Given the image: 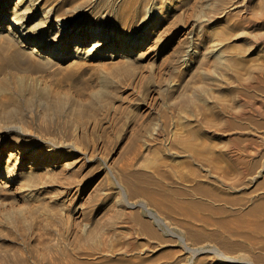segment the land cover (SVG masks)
I'll use <instances>...</instances> for the list:
<instances>
[{
    "label": "rangeland",
    "instance_id": "rangeland-1",
    "mask_svg": "<svg viewBox=\"0 0 264 264\" xmlns=\"http://www.w3.org/2000/svg\"><path fill=\"white\" fill-rule=\"evenodd\" d=\"M2 79L0 264H260L178 205L264 199V0H0Z\"/></svg>",
    "mask_w": 264,
    "mask_h": 264
},
{
    "label": "bare ground",
    "instance_id": "bare-ground-1",
    "mask_svg": "<svg viewBox=\"0 0 264 264\" xmlns=\"http://www.w3.org/2000/svg\"><path fill=\"white\" fill-rule=\"evenodd\" d=\"M15 24V22H12ZM78 40L85 38L83 35H78ZM109 36L106 33H101L97 39H95L94 45L98 49L106 44ZM133 41V40H132ZM143 43L140 40H135L130 42V44H120L118 51L120 54H129L134 51V49L140 48ZM42 47L33 48L32 52H40ZM7 79H2L0 82V91L7 86ZM19 94V89L15 91V95ZM12 95L10 98L16 100V96ZM32 150V149H31ZM5 174V173H4ZM3 173H0V178H6ZM10 177V176H9ZM1 180V179H0ZM208 188L206 185L195 188V191L202 192L203 189ZM217 202L212 201H188L186 203L182 202L181 205H178V209L185 210V214L189 216H198L195 214L196 209L205 211V214L200 215V218H194L196 223L199 222V225L202 229L209 228L208 226L213 225L219 231L217 235L224 237L228 241L240 239L243 236V232L246 230L247 233L244 235L246 239L250 238V234H254L258 237H264V199L256 202L255 205L250 206L245 212L235 213L234 218L227 217L229 209L225 204L233 203V200H236L234 197L226 195L217 194L213 198ZM196 200V199H195ZM239 201L241 199H238ZM223 201L224 203H220ZM195 211V212H194ZM231 211V210H230ZM198 214V213H197ZM262 242V240H259ZM245 245H251L250 242H244ZM226 256V255H225ZM229 257V256H228ZM236 258V257H235ZM234 259V258H233ZM231 261H233L231 259ZM255 263L264 264V254L259 256L255 254Z\"/></svg>",
    "mask_w": 264,
    "mask_h": 264
}]
</instances>
